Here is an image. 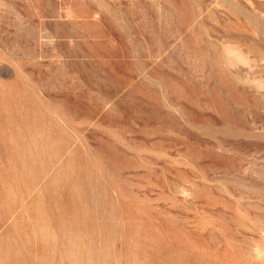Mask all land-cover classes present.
I'll use <instances>...</instances> for the list:
<instances>
[{
    "label": "rangeland",
    "instance_id": "rangeland-1",
    "mask_svg": "<svg viewBox=\"0 0 264 264\" xmlns=\"http://www.w3.org/2000/svg\"><path fill=\"white\" fill-rule=\"evenodd\" d=\"M0 264H264V0H0Z\"/></svg>",
    "mask_w": 264,
    "mask_h": 264
},
{
    "label": "bare ground",
    "instance_id": "bare-ground-1",
    "mask_svg": "<svg viewBox=\"0 0 264 264\" xmlns=\"http://www.w3.org/2000/svg\"><path fill=\"white\" fill-rule=\"evenodd\" d=\"M262 251V250H261ZM260 253V252H259Z\"/></svg>",
    "mask_w": 264,
    "mask_h": 264
}]
</instances>
